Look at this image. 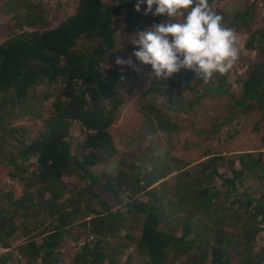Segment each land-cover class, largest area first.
I'll list each match as a JSON object with an SVG mask.
<instances>
[{
  "label": "trees",
  "instance_id": "trees-1",
  "mask_svg": "<svg viewBox=\"0 0 264 264\" xmlns=\"http://www.w3.org/2000/svg\"><path fill=\"white\" fill-rule=\"evenodd\" d=\"M74 1V13L55 27L41 2L5 4L4 28L22 31L0 44V164L11 168L23 194L14 199L0 189V246L8 248L19 228L24 236L34 232L19 249L31 264H134L135 258L139 264H264V243L257 239L264 232V61L248 66L240 95L231 98L230 120L217 118L212 130L218 133L233 117L253 118L258 149L207 154L191 173L184 170L172 156L186 129L180 118L207 92L232 95L226 75L205 82L182 70L141 93L140 112L163 137L162 152L139 148L120 174L96 177L92 168L116 154L111 129L138 79L132 69L102 67L115 48L113 20L124 12L133 34L142 28L141 15L136 0ZM246 9L231 20L213 11L225 27L248 33L247 49L264 54V28H250L253 7ZM163 19L150 14V26ZM192 87L195 95L188 94ZM44 103H50L46 118ZM20 115L42 120L35 137L14 124ZM74 121L80 126L75 145ZM123 166L129 178H122ZM75 178L87 184L76 187ZM0 264L19 261L11 263L6 253Z\"/></svg>",
  "mask_w": 264,
  "mask_h": 264
},
{
  "label": "rangeland",
  "instance_id": "rangeland-1",
  "mask_svg": "<svg viewBox=\"0 0 264 264\" xmlns=\"http://www.w3.org/2000/svg\"><path fill=\"white\" fill-rule=\"evenodd\" d=\"M8 0H0V44L3 43L11 33H20L22 30L15 28H9L6 30L5 23L8 19L6 13L5 4ZM19 1V0H14ZM34 3L41 2L45 6L47 19L50 22L51 27H55L57 24L65 20L72 15L75 10L74 0H30ZM106 1V0H105ZM211 9L222 10L227 18L231 20L235 14L245 13L246 6L251 5L253 11L249 13V18L254 21L248 23L252 30L263 31L264 28V0H209ZM146 3L141 6V29L145 30L150 27L149 15H145ZM4 25V26H3ZM238 25V24H237ZM114 26V38L115 48L111 54H109L104 60L102 67L106 71H113L116 69L126 70L132 69L127 66H121L116 64V57H122L128 59L131 57L133 62L138 67V61L131 54L135 49L130 41L136 33H129L126 29L125 14L124 12L117 14L113 20ZM231 28L236 35V45L239 49V58L234 67L230 70L227 76L228 88L231 92V97L222 94H214L207 92L204 97L199 101L198 106L193 110L190 115L180 118V123H184L185 131L178 136V139L174 142V148L172 150V156L178 158L185 164V169L192 172L194 165L202 160L207 154L219 153L221 155H231L235 153H245L255 151L260 147V136L253 129V118L250 117H233L229 125L220 126L218 133H213V124L216 123L217 118L228 119L231 111V98L240 95L242 78L247 71L248 66L256 59L264 61V54L254 49H247L245 44L248 42V33L241 29L236 30ZM242 28V27H236ZM24 31L30 32L33 28H23ZM11 32V33H10ZM249 44V43H248ZM264 43H260L262 47ZM255 44H253V47ZM259 55V56H258ZM133 74H136V78L132 81V92L128 93L127 101L121 108L120 115L111 129V135L113 139V145L116 150L115 156L106 163H101L92 168V173L97 176L112 175L116 176L120 174L122 165L132 162V159L137 156V150L139 148H147L151 145L152 149H155L156 154L162 152L163 145H165L163 137L158 132H153L151 125L147 119L141 114L140 108L142 105L141 93L147 90L150 86H164L167 80H162L150 76L151 68L139 67V71L133 70ZM207 82V81H205ZM135 88V89H134ZM197 87H192L188 91L189 95H195L197 93ZM161 101V100H160ZM49 104H43V118L49 116ZM14 124L18 127H24L27 130L26 136H34L37 131L42 127L41 119H31L27 115H20L14 119ZM79 124L74 121L70 130L71 141L73 145L77 143L80 137ZM13 145V144H12ZM11 145V146H12ZM34 158L29 162V168L32 169ZM138 165V163H136ZM28 166V165H27ZM126 166H123V171L126 175H121L123 179L129 178L130 173L125 171ZM11 168L7 165L0 164V189L1 192L6 194H12L14 199H18L23 194V186L15 179L10 177ZM177 171L169 176L171 178ZM166 179V180H167ZM74 182L81 188L85 184V181L74 179ZM73 182V183H74ZM161 183V182H160ZM160 183L154 187L157 188ZM252 188H258L255 183L250 184ZM142 186V185H139ZM145 190L146 187L143 186ZM140 196H143L140 193ZM34 232L27 236L22 235L19 228L10 239L9 247L3 249L0 246V256L6 253L11 254V263L19 264H31L23 257H20L19 249L26 243ZM258 242L264 243V232L258 236ZM37 241H40L39 239ZM72 245H75L71 243ZM132 253L129 251L127 254ZM135 256V254H134ZM139 259H134V264H139Z\"/></svg>",
  "mask_w": 264,
  "mask_h": 264
},
{
  "label": "clouds",
  "instance_id": "clouds-1",
  "mask_svg": "<svg viewBox=\"0 0 264 264\" xmlns=\"http://www.w3.org/2000/svg\"><path fill=\"white\" fill-rule=\"evenodd\" d=\"M145 3V15L164 18L137 31L130 41L136 46L131 56L151 66L150 76L168 80L183 70L209 81L234 67L239 58L236 35L209 0H136V11ZM116 64L139 70L131 57L117 56Z\"/></svg>",
  "mask_w": 264,
  "mask_h": 264
}]
</instances>
